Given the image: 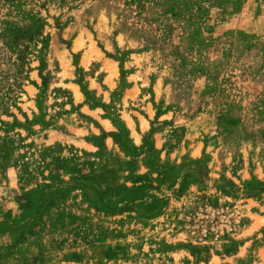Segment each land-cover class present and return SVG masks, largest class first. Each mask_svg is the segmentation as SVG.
Here are the masks:
<instances>
[{
	"label": "rangeland",
	"instance_id": "obj_1",
	"mask_svg": "<svg viewBox=\"0 0 264 264\" xmlns=\"http://www.w3.org/2000/svg\"><path fill=\"white\" fill-rule=\"evenodd\" d=\"M0 264H264V0H0Z\"/></svg>",
	"mask_w": 264,
	"mask_h": 264
}]
</instances>
